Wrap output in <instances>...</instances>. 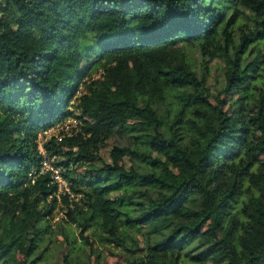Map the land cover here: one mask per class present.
I'll return each instance as SVG.
<instances>
[{
  "label": "trees",
  "instance_id": "trees-1",
  "mask_svg": "<svg viewBox=\"0 0 264 264\" xmlns=\"http://www.w3.org/2000/svg\"><path fill=\"white\" fill-rule=\"evenodd\" d=\"M215 61L237 114L210 101ZM69 119L42 146L57 196L37 138ZM254 129L264 0H0V264H77L89 236L125 264H264Z\"/></svg>",
  "mask_w": 264,
  "mask_h": 264
},
{
  "label": "rangeland",
  "instance_id": "rangeland-1",
  "mask_svg": "<svg viewBox=\"0 0 264 264\" xmlns=\"http://www.w3.org/2000/svg\"><path fill=\"white\" fill-rule=\"evenodd\" d=\"M219 64L220 63L218 61H215L212 69L210 70V76L207 77L206 86L208 92L210 93V101L215 104L218 102L217 99H223L225 100V103L222 105L223 109L227 110L228 113L230 112L231 114H237L238 109L237 106H235L233 103V98L230 95L220 93L223 76ZM81 90H83V87L81 88ZM202 92L203 94H205L204 90ZM253 111L254 110L246 111V115L249 113H253ZM260 136L264 138V132L254 129L253 137L257 139ZM110 144H111V140H108L107 143L102 147L101 149L102 156L107 157ZM78 171L80 173H83L85 169L79 167ZM9 212H11V208L9 209ZM62 216L63 213H61L57 207L55 209V217L52 222H57L60 218H62ZM88 241L90 242L93 252L91 251L84 253L82 255V258L78 261L77 264H125L124 255L121 253V251L118 248H115L114 246H110V245L108 246L101 245L97 241L95 236H89ZM54 242H55L54 243L55 246L54 245L51 246L55 247V249L56 248L60 249L61 247L65 249V246L67 245L64 236L61 235H58L57 238H55ZM96 251H98V253ZM51 255L49 261L46 264H61L62 256L60 253L52 252Z\"/></svg>",
  "mask_w": 264,
  "mask_h": 264
},
{
  "label": "built area",
  "instance_id": "built-area-1",
  "mask_svg": "<svg viewBox=\"0 0 264 264\" xmlns=\"http://www.w3.org/2000/svg\"><path fill=\"white\" fill-rule=\"evenodd\" d=\"M74 119H69L63 124H57L56 126L43 130L39 133L37 142L39 145V151L41 154L40 162V173H48L50 175L52 183L56 184L57 196L64 193H70L67 180L62 176V169L60 166L54 165L55 156L47 155L46 151L43 149L44 142L50 137L54 136L61 140L65 133L69 135L70 126L75 124ZM63 132L64 134H61Z\"/></svg>",
  "mask_w": 264,
  "mask_h": 264
}]
</instances>
